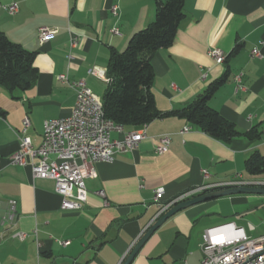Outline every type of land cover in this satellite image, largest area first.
<instances>
[{
  "label": "crops",
  "instance_id": "1",
  "mask_svg": "<svg viewBox=\"0 0 264 264\" xmlns=\"http://www.w3.org/2000/svg\"><path fill=\"white\" fill-rule=\"evenodd\" d=\"M11 3L17 4L14 14L4 9ZM183 9L185 16L173 42L151 58L156 109L165 113L185 107L227 72L226 82L209 105L234 123L238 134L222 141L184 117L155 118L146 124V138L136 150L95 164L96 176L84 180L87 198L82 208L62 210L52 179L34 178L30 166L10 162L18 147L16 132L27 116V135L37 148L44 121L71 113L76 91L58 75L65 74L69 81L83 80L102 102L106 81L88 70L106 71L110 49L123 51L131 35L154 20L155 3L0 0V31L35 53L33 65L38 70L34 85L24 92L10 94L0 86V228L8 202L13 200L16 229L26 233L24 240L10 233L0 240V264H122L162 216L153 201L155 189L163 188L161 202L165 203L200 186L264 181V172L245 170L253 152L264 156V0H184ZM40 26L56 28L57 33L40 43ZM113 28L118 33H112ZM72 37L77 38L75 46H71ZM236 43L240 44L237 52L230 54ZM211 48L226 53L224 63L213 62L208 55ZM253 49L261 56L251 57ZM239 72L242 89H236L234 81ZM185 126L190 129L181 133ZM140 127L125 126V130ZM254 127L259 136L248 138L244 133ZM162 134L170 137L168 151L156 154ZM122 137L121 132L111 133L112 139ZM228 223L249 237L263 235L264 194H232L181 209L148 237L129 264H200L203 232ZM60 240L67 244L61 245Z\"/></svg>",
  "mask_w": 264,
  "mask_h": 264
},
{
  "label": "built area",
  "instance_id": "2",
  "mask_svg": "<svg viewBox=\"0 0 264 264\" xmlns=\"http://www.w3.org/2000/svg\"><path fill=\"white\" fill-rule=\"evenodd\" d=\"M9 14L17 11V4L11 3L4 6ZM112 14H117V7L113 6ZM112 33H118L113 28ZM57 29L40 26L37 36L40 43L47 42ZM77 44V38L72 37L71 46ZM208 55L216 64L224 63L226 53L220 48H211ZM258 49L251 51V57H260ZM92 75L109 81L106 71L93 67L88 70ZM203 77L205 75H202ZM242 73L234 76L236 89H242ZM58 79L75 89L76 102L71 113L66 117L54 118L44 121L42 140L37 148H34L27 130L30 121L24 116L21 128L16 132L18 147L10 157L12 164L30 166L34 178H48L55 183V191L61 196L60 208L62 210H78L86 202L87 191L84 180L96 176L95 164L97 162H111L116 153L127 150H136L142 140L146 138L145 127L142 125L137 130H125V126L116 123L104 116L102 102L97 99L83 80L69 81L65 74L58 75ZM190 129L185 126L181 133ZM113 131L123 133L121 139H112ZM170 137L168 134L159 135L155 147L156 154L168 151ZM53 155L54 158H50ZM202 175L207 177V171L202 170ZM246 185H259L261 183H245L233 181L222 186H200L183 193L176 198L161 202L163 188L154 190L153 201L159 208L158 216L165 213L173 205L194 198L198 195L213 190L216 187H238ZM97 195L104 197L102 191ZM0 240L9 233L18 240H24L26 233L16 229L15 201L8 202V210L1 221ZM11 231V232H10ZM61 245L67 241L60 240ZM202 257L200 264H264V234L258 237L247 236L241 228L228 223L203 232L200 243Z\"/></svg>",
  "mask_w": 264,
  "mask_h": 264
},
{
  "label": "trees",
  "instance_id": "3",
  "mask_svg": "<svg viewBox=\"0 0 264 264\" xmlns=\"http://www.w3.org/2000/svg\"><path fill=\"white\" fill-rule=\"evenodd\" d=\"M154 20L134 32L123 51L110 49L106 76L109 81L102 94L104 116L127 127L138 128L158 117L178 115L198 126L210 137L228 141L238 134L234 123L223 118L209 105V101L227 80V72L213 80L185 107L161 113L156 109L151 87L154 81L152 55L168 47L174 39L179 23L184 18V0H153ZM236 43L230 54L237 52ZM34 52L12 42L0 31V86L12 94L30 89L38 70L33 65ZM2 112L0 111V116ZM257 138L260 131L254 127L244 133ZM249 174L264 172V156L253 152L245 161ZM216 187L214 189H219Z\"/></svg>",
  "mask_w": 264,
  "mask_h": 264
},
{
  "label": "water",
  "instance_id": "4",
  "mask_svg": "<svg viewBox=\"0 0 264 264\" xmlns=\"http://www.w3.org/2000/svg\"><path fill=\"white\" fill-rule=\"evenodd\" d=\"M264 194V187L246 185V186H238V187H221L218 190H212L210 192L203 193L194 198L179 202L173 205L169 210L162 214V216L151 225L146 232L142 235V237L135 243L133 248L131 249L129 255L126 257L122 264H129L135 254L138 252L140 247L144 244V242L148 239V237L171 215L184 209L188 206L198 204L207 200L215 199L222 196L232 195V194Z\"/></svg>",
  "mask_w": 264,
  "mask_h": 264
}]
</instances>
